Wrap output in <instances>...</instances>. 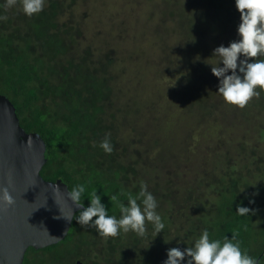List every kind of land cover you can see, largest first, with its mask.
I'll return each instance as SVG.
<instances>
[{
	"label": "trees",
	"instance_id": "16d2710c",
	"mask_svg": "<svg viewBox=\"0 0 264 264\" xmlns=\"http://www.w3.org/2000/svg\"><path fill=\"white\" fill-rule=\"evenodd\" d=\"M79 1L45 0L43 11L29 17L20 0L11 8L0 0V17L6 18L0 19V95L15 105L21 126L46 142L43 178L62 179L70 191L85 185L83 206H89L88 198L96 191L109 215L119 218L111 197L118 195L127 204L129 194L139 193V162L130 160L118 117L111 113L108 78L114 56L96 58L75 39L81 35L75 20ZM148 1L163 16L160 27L167 28L158 49L161 76L183 77L170 81L167 94L171 104L181 106L189 127L177 144L178 154L183 152L179 163L187 177L197 174L185 189L180 187L182 179L172 180V171L170 179L162 180L168 183L166 201L173 212L162 216L165 228L157 236L149 227L143 238L121 231L107 240L117 252L128 243L118 264H163L169 249L191 247L208 230L210 239L235 237L242 251L264 264V91L243 108L229 105L216 94L218 79L211 72L217 62L213 50L238 39L235 0ZM178 81L181 86L175 89ZM224 129L233 130L232 136ZM109 133L113 151L106 154L99 145ZM237 206L254 214L239 216ZM98 237L95 229L82 227L74 218L65 240L30 249L24 264H75L84 253L89 257Z\"/></svg>",
	"mask_w": 264,
	"mask_h": 264
},
{
	"label": "rangeland",
	"instance_id": "374dc122",
	"mask_svg": "<svg viewBox=\"0 0 264 264\" xmlns=\"http://www.w3.org/2000/svg\"><path fill=\"white\" fill-rule=\"evenodd\" d=\"M152 3L148 0H81L75 10L76 28L81 35L75 34V39L82 48L90 47L96 58L105 54L115 58L108 78L113 90L111 113L118 117L117 126L123 145L127 143L130 160L139 162L136 180L147 185L162 217L173 212L172 205L166 201L168 183L162 180L170 179L172 174L173 181L182 179L180 187L185 189L191 186L189 182L197 173L187 177V171L179 163L183 152L178 154L177 144H181V138L185 139L184 131L189 127L181 106L171 104L172 99L167 94L170 81L183 77L179 73H172L173 78L161 76L164 69L159 63L162 55L158 49L164 44L160 36L167 28L160 27L163 16ZM170 38L167 41L174 43ZM182 72L186 73L184 69ZM179 81L174 84L175 89L181 86ZM232 132L224 129L230 136ZM149 227L153 230L151 223L146 222L147 232ZM149 235L152 239L155 236Z\"/></svg>",
	"mask_w": 264,
	"mask_h": 264
},
{
	"label": "clouds",
	"instance_id": "9594fccd",
	"mask_svg": "<svg viewBox=\"0 0 264 264\" xmlns=\"http://www.w3.org/2000/svg\"><path fill=\"white\" fill-rule=\"evenodd\" d=\"M17 2L18 0H6V7H14ZM20 2L23 13L29 17L42 12L45 5V0ZM235 7L240 13L238 39L230 42L227 47L220 45L213 50L212 58H216L217 62L211 65V72L218 79L216 94L220 95L225 103L243 108L264 91V58H261L264 57V0H235ZM99 147L106 154L112 153L110 133L105 136ZM53 189L54 194L60 191L58 185H53ZM85 192L83 184H77L68 191L69 200L82 208L78 215H74L75 221L82 227L95 229L101 237H115L121 231H131L143 238L147 232L146 222L151 223L156 236L165 228L162 217L157 212L156 198L143 182L137 195H128L127 204L121 203L118 195L111 197L110 202H116L119 208V218L109 215V210L96 191L88 198L89 206L84 207L81 200ZM0 203L5 206V211L14 204L7 188L2 190ZM250 213L254 214V210L237 206V215L248 216ZM58 218L66 219L63 215ZM166 255L167 259L163 264H182L186 258L187 264H259L257 258L242 251L235 237H225L222 241L210 239L208 230L202 232L193 246L183 250L171 248Z\"/></svg>",
	"mask_w": 264,
	"mask_h": 264
},
{
	"label": "water",
	"instance_id": "95a60500",
	"mask_svg": "<svg viewBox=\"0 0 264 264\" xmlns=\"http://www.w3.org/2000/svg\"><path fill=\"white\" fill-rule=\"evenodd\" d=\"M46 152L40 134L28 133L15 105L0 95V195L7 188L14 200L6 211L0 203V264H24L30 248L59 244L68 236L74 215L82 211L69 200L70 189L62 179L43 178ZM53 185L60 187L58 193Z\"/></svg>",
	"mask_w": 264,
	"mask_h": 264
},
{
	"label": "flooded vegetation",
	"instance_id": "af4514ba",
	"mask_svg": "<svg viewBox=\"0 0 264 264\" xmlns=\"http://www.w3.org/2000/svg\"><path fill=\"white\" fill-rule=\"evenodd\" d=\"M107 238L108 237L101 236L96 238V241L93 242V245L89 247V257H87V255L84 253L81 259H78L75 264H78L79 262L81 264H118V261L122 258V254L125 255L128 251V243H123L125 244L124 249L122 250V252H117L110 245ZM30 249L28 250V252H30Z\"/></svg>",
	"mask_w": 264,
	"mask_h": 264
},
{
	"label": "bare ground",
	"instance_id": "6f19581e",
	"mask_svg": "<svg viewBox=\"0 0 264 264\" xmlns=\"http://www.w3.org/2000/svg\"><path fill=\"white\" fill-rule=\"evenodd\" d=\"M67 238V237H66Z\"/></svg>",
	"mask_w": 264,
	"mask_h": 264
}]
</instances>
